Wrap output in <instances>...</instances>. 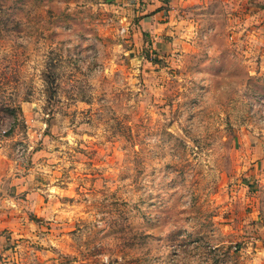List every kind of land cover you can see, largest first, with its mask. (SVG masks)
<instances>
[{
	"label": "rangeland",
	"instance_id": "rangeland-1",
	"mask_svg": "<svg viewBox=\"0 0 264 264\" xmlns=\"http://www.w3.org/2000/svg\"><path fill=\"white\" fill-rule=\"evenodd\" d=\"M137 10L0 0V264H264V20Z\"/></svg>",
	"mask_w": 264,
	"mask_h": 264
},
{
	"label": "crops",
	"instance_id": "crops-1",
	"mask_svg": "<svg viewBox=\"0 0 264 264\" xmlns=\"http://www.w3.org/2000/svg\"><path fill=\"white\" fill-rule=\"evenodd\" d=\"M180 0H126V2L133 5L135 8H137L139 19H164L165 17V10L173 9L177 3H179ZM250 3L255 10V15L258 18H261L264 20V0H250ZM144 24H150L152 22H148L143 20ZM153 28L156 27V22H154ZM149 28V27H146ZM261 150V149H260ZM262 154L261 156L264 157V150H261ZM264 159L260 160L258 162L260 165H263ZM1 163V161H0ZM6 173V170L0 167V178L1 174ZM10 175V173H8ZM7 202V203H6ZM13 206V207H12ZM15 202H12V198L9 194H6L5 192L1 191L0 188V232L7 229L13 230V218L11 215L16 214L17 207ZM7 216H9L7 218Z\"/></svg>",
	"mask_w": 264,
	"mask_h": 264
}]
</instances>
